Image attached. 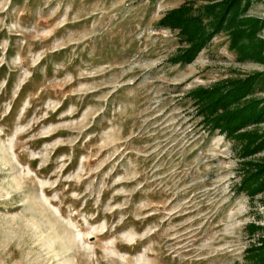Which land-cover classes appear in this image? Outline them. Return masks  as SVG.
I'll use <instances>...</instances> for the list:
<instances>
[{
    "label": "rangeland",
    "instance_id": "1",
    "mask_svg": "<svg viewBox=\"0 0 264 264\" xmlns=\"http://www.w3.org/2000/svg\"><path fill=\"white\" fill-rule=\"evenodd\" d=\"M178 8L207 34L188 62L162 22ZM206 89L226 113L259 110L235 135L210 131L191 99ZM252 135L264 0H0V264L262 261Z\"/></svg>",
    "mask_w": 264,
    "mask_h": 264
},
{
    "label": "trees",
    "instance_id": "2",
    "mask_svg": "<svg viewBox=\"0 0 264 264\" xmlns=\"http://www.w3.org/2000/svg\"><path fill=\"white\" fill-rule=\"evenodd\" d=\"M183 11L184 8L173 10L167 14L164 19H162V22L165 23L164 25L178 29L179 37H182L183 41L189 43L190 47L183 51L184 55L178 57V61L188 62L201 49L204 41L206 40L207 34L205 33L198 16H193L190 14L184 15L182 14ZM248 91V84H244L242 88L241 86L235 85L233 86V90L229 92L227 99H233V103L236 104L239 101L238 99L241 96L246 95ZM218 98L219 95L216 92L207 89L196 90L191 93V99L193 102H196L197 105L200 106L202 112L205 113V123L207 124V128H209L210 131L218 128L222 133H225L229 136L233 135L234 133H238V131L248 123V121L245 119L247 116L244 115L247 113H253L254 110H259V108L256 107V103H254L251 107L246 106L251 112H245L247 109H243V107L240 106L239 108L233 109L226 113L227 108L224 107L222 102H218ZM219 110L221 112L217 114V111L219 112ZM222 110L224 112H222ZM257 117L258 116H255V118ZM254 137L256 136H249L246 143L242 144V153H244V155L249 153L247 151L252 145L257 147V150L264 149V139L255 142ZM257 172L259 173L253 175L252 178H248V182H245L246 192H251L253 189H260L261 186L264 185V169H259ZM248 185H252V188L249 189ZM261 260L262 261L258 260L255 262V264H264V258L261 257Z\"/></svg>",
    "mask_w": 264,
    "mask_h": 264
}]
</instances>
